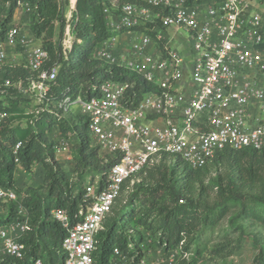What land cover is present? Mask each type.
Segmentation results:
<instances>
[{
  "label": "built area",
  "instance_id": "2783aa9c",
  "mask_svg": "<svg viewBox=\"0 0 264 264\" xmlns=\"http://www.w3.org/2000/svg\"><path fill=\"white\" fill-rule=\"evenodd\" d=\"M59 1L75 9L76 0ZM109 1L116 9L115 13L104 9L112 35L98 46L95 57L127 69L154 89L134 102V81L104 78L96 95L65 94L55 101L61 114L77 112L84 117L87 131L101 152L118 156L102 189L96 191V182L85 187V197L91 202L79 212V221L71 224L63 209L51 211L67 230L61 241L63 264H92L95 237L121 184L154 158L162 154L179 157L196 169L225 147L264 146V10L256 4L260 0ZM19 5L26 12L31 10L26 2ZM179 29L188 32L194 54L191 76L185 81L183 57L172 46ZM122 32L134 34L127 48L115 53L113 46ZM61 41L68 47L74 41L68 23ZM30 43L19 27L10 26L5 31L0 39V64L6 62L8 50L21 48L25 66L35 76L24 88L21 80L4 84L20 89L43 106L59 67L47 68V51ZM5 117V111H0V122ZM19 146L17 142L14 153ZM53 149L54 158L63 154L71 159L66 138L60 136ZM17 199L13 188L0 184V200ZM25 224L24 219L0 226V255L23 257L25 246L19 237ZM160 256L156 262L143 258L137 264L174 261L172 252ZM130 261L119 247L112 246L109 264ZM29 264L42 261L34 258Z\"/></svg>",
  "mask_w": 264,
  "mask_h": 264
},
{
  "label": "trees",
  "instance_id": "16d2710c",
  "mask_svg": "<svg viewBox=\"0 0 264 264\" xmlns=\"http://www.w3.org/2000/svg\"><path fill=\"white\" fill-rule=\"evenodd\" d=\"M125 1L128 0H118ZM200 1L188 0L189 3ZM22 2L31 8L28 14L32 35L48 53L45 66L59 68L50 83L48 102L35 111L25 105L31 100L27 95L4 84L7 80L11 83L21 80L24 88L35 73L25 62L0 64V111L6 113L0 122V184L13 188L18 196L21 188L14 182L17 165L26 172L40 165L43 174L41 186L23 192L21 205L25 214L18 211L16 201L0 200V226L26 221L19 237L25 246L23 257L0 255V264H29L34 258H40L42 264H63L61 241L67 230L52 217L51 211L63 209L71 224L79 221L82 218L79 212L85 211L91 202L85 197V187L96 182V191L102 189L118 156L101 152L87 131L84 117L77 112L61 114L55 101L65 94L85 98L96 95L98 84L104 78L134 81V102L154 86L127 69L95 57L98 46L112 35L104 9L112 13L116 9L109 0H76L67 21L62 11L65 1L0 0V39L14 9ZM67 23L74 41L70 47L63 48L61 39ZM57 27L60 37L55 40ZM54 131L69 141L77 174L74 181L54 158ZM17 142L20 146L14 153ZM172 157L162 154L158 163L151 168L144 167L121 184L95 237L92 264H109L112 246L119 247L131 258L129 264H137L144 258L141 245L145 240L130 229L140 226L158 232L156 242L164 253L179 242L185 250L193 247L189 258L173 264H197L208 242L200 240L203 231L212 230L225 217V233L222 240L210 246L211 255L222 258L249 245L254 251L250 264H264V242L256 232L246 230L249 223L264 229V146L259 149L225 147L196 169L183 164L179 157L174 160ZM210 170L214 175L204 183ZM136 177L140 178L122 202L120 195ZM209 191L213 192L212 199Z\"/></svg>",
  "mask_w": 264,
  "mask_h": 264
},
{
  "label": "rangeland",
  "instance_id": "374dc122",
  "mask_svg": "<svg viewBox=\"0 0 264 264\" xmlns=\"http://www.w3.org/2000/svg\"><path fill=\"white\" fill-rule=\"evenodd\" d=\"M256 4L258 5V7L262 8L264 10V7H263L264 0H260ZM62 11H63L64 18L67 21L72 15V12H71L72 10L70 9V6L66 3V5L63 6ZM7 26L8 27L16 26V27L21 28V30L29 33L28 37H30V39H31V43H30L31 45H38L39 44L38 40H36L34 38V36L32 34H30V30L32 27L31 17H30V14H28V12H26V10L23 6H21L19 4L16 6V8L13 11L11 20L8 22ZM59 37L60 36H58V27H57L54 39L58 40ZM187 38H188V32L184 29H179L178 34L172 43L173 48L176 49L177 51H179L183 57V66L182 67L186 71V75L183 77L182 81H185L186 79L187 80L190 79L191 72H192L191 65H192L193 55H194L192 52H190L191 51L190 50V43L187 40ZM31 45H30V47H31ZM63 48H68V45L63 44ZM124 48H125V44H124ZM25 57H26L25 51H23L21 48H17V47L12 48V49L8 50V58L6 60V63L20 64L22 62H25ZM25 105H27L28 110L33 109V110L37 111L39 109V104L33 100L28 101L27 104L25 103ZM59 138H60L59 133L57 131H54L53 136H52V140H54V142H55ZM172 158L174 160L175 156H173ZM159 159H160V157H156L153 160H151L150 163L148 164L147 168L148 167L151 168L154 164L158 163ZM183 164H184V162H183ZM62 170H65L66 174L68 175V177L72 181H74L76 179L77 174L74 171V163L72 160V156H71V159L68 160V163L65 166H63ZM213 175H214V171L210 170L207 177L204 180V183H206L208 181L209 176H213ZM139 178L140 177H136V178L130 180V182L127 185L126 190H124L122 192V195H120V200L122 202L126 201L128 194L130 193V191L133 190L134 184L139 180ZM17 179H18L19 183H21L23 185V187L20 189L21 191L18 192L19 198L17 199V201L15 203L19 207L18 210L21 209L22 214H25V209L21 205L22 204L21 203L22 198H23V192H25L27 189H30V188H37L43 184V174L41 171V167L39 166L38 168L34 169L33 172L32 171L28 172V174H27V172H25V173L22 172V174L20 173L17 175ZM84 184H86V181L84 182ZM212 195H213V192H210V198L211 199H212ZM226 224H227V222H226V217H225L215 227H213L212 230H204L203 231V234H202L200 240L203 242H204V240H208V242H205L206 248L202 249V252H201V255L198 259L197 264H250L254 251L249 245H245L240 250L229 253L225 257H222V258H219L217 256L214 257L209 252L210 246L212 244H216L218 241L222 240V236L225 233ZM246 230L249 232H251V231L256 232L259 235L262 242H264V229L261 226L249 223L246 226ZM130 232L135 233V234L140 233L143 236L145 242L141 245V248H142V250H144L145 260H152V261L156 262V260L161 259L160 255L165 256V254L168 253V252L164 253L162 251V248L157 244V242H156V238L158 236L157 231L152 232V230L145 229V228H142L140 226L136 230L130 229ZM224 239H226V238L224 237ZM183 246H184L183 243L179 242V244L177 246H175L173 249H171V251H169V252H172L174 254V258H173L174 261L173 262L167 263L168 261H163V262H157V264H173L175 261L177 262V260H181L183 258H189L192 254L193 247L190 246L189 249L185 250ZM159 252H160V255H159Z\"/></svg>",
  "mask_w": 264,
  "mask_h": 264
},
{
  "label": "crops",
  "instance_id": "0c3cea01",
  "mask_svg": "<svg viewBox=\"0 0 264 264\" xmlns=\"http://www.w3.org/2000/svg\"><path fill=\"white\" fill-rule=\"evenodd\" d=\"M263 7H264V4H263ZM21 31L24 34H26L27 36L29 35V33H27L26 31H23V30H21ZM30 34H32L31 30H30ZM133 34H134V32H122V33H119L118 36H117L116 44L113 46L114 52L115 53H121L123 50H125V48L129 45ZM124 44H125V48H124ZM55 160L60 165V167L63 169V166H65L68 163V160H70V159H68L66 157V155L62 154L60 156L55 157ZM39 166L40 165H36L33 168V171H34V169L38 168ZM22 172L25 173L26 171H24L19 165H17L16 168H15V171H14V182H15V186L18 187V188H22L23 187V185L21 183H19V181L17 179V175L20 174V173L22 174ZM27 174H28V172H27Z\"/></svg>",
  "mask_w": 264,
  "mask_h": 264
}]
</instances>
